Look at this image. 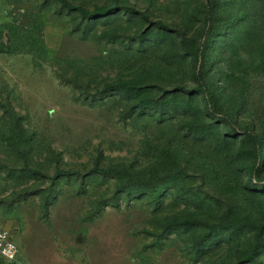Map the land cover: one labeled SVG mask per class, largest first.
Instances as JSON below:
<instances>
[{
	"label": "rangeland",
	"instance_id": "rangeland-1",
	"mask_svg": "<svg viewBox=\"0 0 264 264\" xmlns=\"http://www.w3.org/2000/svg\"><path fill=\"white\" fill-rule=\"evenodd\" d=\"M65 1L0 0L10 264H264V0Z\"/></svg>",
	"mask_w": 264,
	"mask_h": 264
},
{
	"label": "trees",
	"instance_id": "trees-1",
	"mask_svg": "<svg viewBox=\"0 0 264 264\" xmlns=\"http://www.w3.org/2000/svg\"><path fill=\"white\" fill-rule=\"evenodd\" d=\"M57 1L63 2L66 7H68L71 10L76 11L77 13H79V15L81 17L86 18V19L99 18L100 16L108 14L112 10L111 7H106V6H96L92 10H88L87 8H85L83 6H80V5L69 4L65 0H57ZM112 1L116 4L118 0H112ZM212 15H213V8L210 5V3L208 2L207 3V14H206L208 22H210V20L212 18ZM183 40L187 41L185 38ZM196 51L198 52V50H196ZM124 87H126V86H124ZM128 88H129V86H128ZM198 90L203 93L206 102L208 104H210L211 103V96H210V93L207 90V88L201 83ZM252 140H253V143H254V147L256 149V154L259 157V149L258 148H259V144L261 142V138L253 137ZM93 172L100 173V174H114V173H117V174H121V175L125 176L126 178H130L129 175L126 173V171L124 169H116V168H110V167H108V168L94 167L93 168ZM7 264H10V263H7Z\"/></svg>",
	"mask_w": 264,
	"mask_h": 264
},
{
	"label": "built area",
	"instance_id": "built-area-1",
	"mask_svg": "<svg viewBox=\"0 0 264 264\" xmlns=\"http://www.w3.org/2000/svg\"><path fill=\"white\" fill-rule=\"evenodd\" d=\"M17 255V248L6 230H0V257L7 263H12Z\"/></svg>",
	"mask_w": 264,
	"mask_h": 264
},
{
	"label": "crops",
	"instance_id": "crops-1",
	"mask_svg": "<svg viewBox=\"0 0 264 264\" xmlns=\"http://www.w3.org/2000/svg\"><path fill=\"white\" fill-rule=\"evenodd\" d=\"M16 248H17V246H16ZM17 251H18V249H17Z\"/></svg>",
	"mask_w": 264,
	"mask_h": 264
}]
</instances>
